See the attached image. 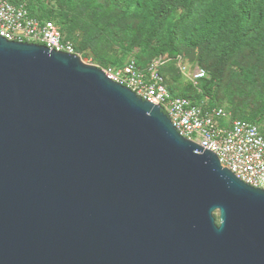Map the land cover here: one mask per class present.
<instances>
[{"label":"water","instance_id":"obj_1","mask_svg":"<svg viewBox=\"0 0 264 264\" xmlns=\"http://www.w3.org/2000/svg\"><path fill=\"white\" fill-rule=\"evenodd\" d=\"M0 264H264V190L102 69L0 37Z\"/></svg>","mask_w":264,"mask_h":264},{"label":"rangeland","instance_id":"obj_2","mask_svg":"<svg viewBox=\"0 0 264 264\" xmlns=\"http://www.w3.org/2000/svg\"><path fill=\"white\" fill-rule=\"evenodd\" d=\"M29 1L33 9L47 8L53 17L57 16V11L60 12L61 16H57L54 22L66 39L69 38L68 40L75 44L79 52L78 57L84 64L97 68L117 65V62L123 59L124 52L134 55L139 61H147L161 55L158 46L166 44L171 52L161 56L167 61L166 63L174 59L173 66L167 73L166 83L175 94L193 96L192 91H195L198 96L194 99L201 104L212 108H224L232 117L249 118L252 123L264 129V63L258 64L254 58L250 41H247L236 55L238 66H229L220 63V54L206 47V43L198 44L194 48L195 51L192 46L190 48L186 45L185 38L189 37L192 31H196V20L187 24L176 40L172 38L174 42L171 44V37L162 36L163 30L158 31L157 24L153 20H139L128 11L118 10L107 20H98L97 16L93 15V20L96 21L94 24L91 17L84 16L83 7L68 11L64 0ZM132 31H135L134 35ZM179 47L188 49L187 53H181L191 70L196 67L205 70L212 89L209 86L203 89H191L186 77L182 74L178 75L175 59L179 55ZM200 55L201 60H198ZM192 56L194 60L191 59ZM210 64L212 67L209 66ZM180 88L181 90L178 91Z\"/></svg>","mask_w":264,"mask_h":264},{"label":"built area","instance_id":"obj_3","mask_svg":"<svg viewBox=\"0 0 264 264\" xmlns=\"http://www.w3.org/2000/svg\"><path fill=\"white\" fill-rule=\"evenodd\" d=\"M0 37L78 56L75 44L66 39L53 22L31 17L25 3L14 5L10 0H0ZM166 62L160 56L145 68H138L135 60L129 58L121 67L100 69L108 79L160 106L181 137L214 153L222 167L228 168L242 182L264 190V135L259 127L232 119L224 108L208 109L203 103L171 96L161 76ZM175 62L179 73L194 88L207 78L204 70L198 67L191 70L184 56L178 55Z\"/></svg>","mask_w":264,"mask_h":264},{"label":"trees","instance_id":"obj_4","mask_svg":"<svg viewBox=\"0 0 264 264\" xmlns=\"http://www.w3.org/2000/svg\"><path fill=\"white\" fill-rule=\"evenodd\" d=\"M206 1L207 3H205ZM10 2L14 5L25 3L31 17L41 21H51L55 25L54 21L57 16H61L59 11H57V16L53 17L50 15L51 11H48L47 8L42 10L33 9L29 0H10ZM64 2L68 6V11L83 7L84 16L87 18L91 17V21L94 24L96 21L93 20V15H96L98 20H107V18H111V15H115L114 13L118 12V10L128 11L133 17L142 21L153 20L157 24V30H163L162 36L171 37V44L174 42L172 38L176 40L183 33L186 25L196 20V31H192V34L185 38L186 45H189L190 48L192 46V49H194L198 44L206 43V47L212 48L220 54V63L237 67L236 55L246 42L250 41L252 44L251 53L254 58H256L258 64L264 63V0H64ZM57 28L62 31L58 26ZM81 29L83 30L84 28L82 27ZM134 32L132 33L133 35ZM158 51L161 55L171 52L166 44L159 45ZM178 52L179 55L183 56L181 52L187 53L188 49L179 47ZM76 53L79 54L77 48ZM124 53L123 59H120L117 65L108 66L121 67L129 58H133L138 68H145L154 58L161 56L152 57L147 61H139L134 55L128 52ZM191 59L194 60L193 56ZM173 60L161 68V76L170 95L188 98L195 104H201L200 101L194 99L198 96L195 91H192L194 92L193 96H183L175 94L168 87L166 83L167 73L173 66ZM198 60H201V55ZM211 65L209 66L212 67ZM209 66L208 68L211 69ZM200 69L204 70L201 67ZM252 69H255V67H252ZM177 73L180 76L178 70ZM189 85V88L195 90L203 89L205 86L211 88L208 78L201 80L197 89L190 83ZM205 106L208 109H213L207 105ZM232 119H241L252 123L249 118L232 117ZM252 124L258 126L255 123ZM258 127L264 135V129L260 128V126Z\"/></svg>","mask_w":264,"mask_h":264}]
</instances>
